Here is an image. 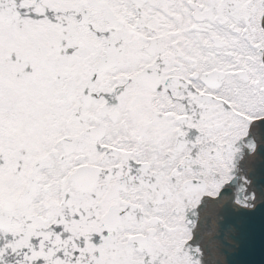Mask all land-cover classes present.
Masks as SVG:
<instances>
[{
    "label": "snow or ice",
    "instance_id": "1",
    "mask_svg": "<svg viewBox=\"0 0 264 264\" xmlns=\"http://www.w3.org/2000/svg\"><path fill=\"white\" fill-rule=\"evenodd\" d=\"M261 158L264 0H0V264H264Z\"/></svg>",
    "mask_w": 264,
    "mask_h": 264
},
{
    "label": "water",
    "instance_id": "2",
    "mask_svg": "<svg viewBox=\"0 0 264 264\" xmlns=\"http://www.w3.org/2000/svg\"><path fill=\"white\" fill-rule=\"evenodd\" d=\"M247 164V163H246ZM245 164V166H246ZM253 171L252 165L250 164V172ZM256 171L258 176L260 175V173L264 172V158L261 159H257L256 161ZM214 227V226H213ZM221 239H223L225 244H230L231 241L227 240L226 237H221ZM214 247H211L212 249V259L214 261H219L220 264H224V261L227 258H231L233 261V264H259V255L258 254H236L234 252H232L231 250L227 251L226 256L225 255H220L219 254V249L221 247L220 242L217 241L214 243Z\"/></svg>",
    "mask_w": 264,
    "mask_h": 264
}]
</instances>
